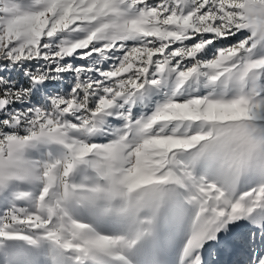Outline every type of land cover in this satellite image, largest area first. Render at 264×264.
<instances>
[{
	"label": "snow or ice",
	"instance_id": "obj_1",
	"mask_svg": "<svg viewBox=\"0 0 264 264\" xmlns=\"http://www.w3.org/2000/svg\"><path fill=\"white\" fill-rule=\"evenodd\" d=\"M0 264H264V0H0Z\"/></svg>",
	"mask_w": 264,
	"mask_h": 264
}]
</instances>
